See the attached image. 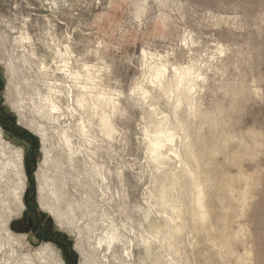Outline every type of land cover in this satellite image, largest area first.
<instances>
[{"label": "rangeland", "instance_id": "rangeland-1", "mask_svg": "<svg viewBox=\"0 0 264 264\" xmlns=\"http://www.w3.org/2000/svg\"><path fill=\"white\" fill-rule=\"evenodd\" d=\"M0 77L39 144L27 161L0 124V264H67L38 226L15 228L28 195L77 264H264V0H0ZM173 179L181 216L160 201Z\"/></svg>", "mask_w": 264, "mask_h": 264}, {"label": "bare ground", "instance_id": "bare-ground-1", "mask_svg": "<svg viewBox=\"0 0 264 264\" xmlns=\"http://www.w3.org/2000/svg\"><path fill=\"white\" fill-rule=\"evenodd\" d=\"M28 39H30V36H29L28 33L27 34H22L20 36V40H22V41L28 40ZM62 65L63 66H62L61 69L64 70V71H66V72H69V70H68V67H69L68 61H65V64H62ZM189 73H190V69H187L186 72H185V74H184V76H182L181 82H183V80H186L187 79L189 85H191L190 86V89L192 90V89H194L195 82L193 80H191V79L188 80L187 75ZM79 75H80L79 72H77L76 73V76H79ZM164 75H165V67H163V68L157 67L156 68V78L159 79V80H162L163 77H164ZM53 109L54 110H58L59 108H58L57 105H53ZM103 120H104L103 121L104 122L103 123L104 124V130L106 131V133H108L109 135H111V133L113 131V127H112L111 123L105 117H104ZM20 121H21V119H20ZM37 133H40L41 136H42V138L46 141L45 134L42 133V130H39ZM61 135H62V138L64 140L65 147L70 152H72L73 151V142L71 140L70 135L67 133L66 130H64ZM174 137H175L174 136V132H167L164 135H157L155 138H152L151 139V151H152V154H153V156H154L155 159H159V158L162 157V154H163L162 148L164 146H166L168 143H173L174 140H175ZM188 153H187L188 155L191 154V158H194L195 157L192 151L191 152H188ZM17 154H18L19 161L22 162L23 161V150L22 149H18L17 150ZM176 155L178 157H180V153L179 154L176 153ZM44 156H45V159L46 160H48L49 157H50V151H49V149L46 146H44ZM195 160H197V159H195ZM189 161L190 160H189V156H188V157H186V162H185L186 163L185 173L187 174L189 180H191L190 182L196 187V190H197L196 193H195V199H194V201L196 202V205H197V209L198 210H197L196 213L195 212L194 213H195V216L198 217V219L199 218L204 219V218L207 217V211H206L205 202H204V191H203L201 182H199L197 180V177L195 176V174H194V172H193V170L191 168V165H190L191 162L189 163ZM177 181H178L177 179H173V181L171 183L172 186H170V185L169 186L163 185L161 187L160 201H161V204H162L163 207L171 206L173 208V210L177 212L178 216H181L182 214L180 215V213H178V211H180V210L177 209L175 197L172 195V189L177 184ZM170 219L174 221L173 215H170ZM172 228H173L172 229L173 232L174 231H180L181 224L180 225L179 224H176V225L172 226ZM162 230L163 229H159L158 230V233H161ZM165 230H167V229H165ZM116 239H117V236L115 234L106 235L105 237H102V238L99 239L98 246L99 247H102L104 244H107V245L110 246ZM258 239H259V235H256V241ZM258 260H259V257L257 256V250H256V264H258Z\"/></svg>", "mask_w": 264, "mask_h": 264}, {"label": "flooded vegetation", "instance_id": "flooded-vegetation-1", "mask_svg": "<svg viewBox=\"0 0 264 264\" xmlns=\"http://www.w3.org/2000/svg\"><path fill=\"white\" fill-rule=\"evenodd\" d=\"M4 81L0 77V124L4 127V130L19 142H22L26 150V159L29 162L36 161V155L39 150V144L36 138L27 129H22L20 123L17 121L15 115L5 107V102L2 99ZM26 213L22 221L17 222L19 231L32 232L36 226L39 227V231L45 237H49L53 242L58 244L65 255L67 264H77V257L75 256L71 244L68 239L55 230V228L48 224L45 225L43 219L39 215V212L34 206V199L32 195H28L26 198Z\"/></svg>", "mask_w": 264, "mask_h": 264}]
</instances>
